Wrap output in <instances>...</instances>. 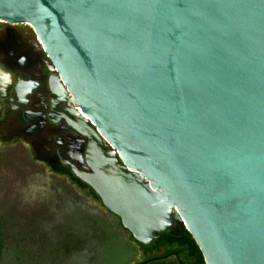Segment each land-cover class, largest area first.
I'll return each instance as SVG.
<instances>
[{"label": "water", "instance_id": "1", "mask_svg": "<svg viewBox=\"0 0 264 264\" xmlns=\"http://www.w3.org/2000/svg\"><path fill=\"white\" fill-rule=\"evenodd\" d=\"M15 76L8 120L78 144L65 165L137 244L179 225L205 264H264V0H0Z\"/></svg>", "mask_w": 264, "mask_h": 264}, {"label": "rangeland", "instance_id": "2", "mask_svg": "<svg viewBox=\"0 0 264 264\" xmlns=\"http://www.w3.org/2000/svg\"><path fill=\"white\" fill-rule=\"evenodd\" d=\"M70 179L26 142L0 140L1 264H179L177 246L146 251L98 196Z\"/></svg>", "mask_w": 264, "mask_h": 264}, {"label": "flooded vegetation", "instance_id": "3", "mask_svg": "<svg viewBox=\"0 0 264 264\" xmlns=\"http://www.w3.org/2000/svg\"><path fill=\"white\" fill-rule=\"evenodd\" d=\"M4 28L6 27L10 31L13 30L12 32H27L30 31L28 27L26 26H18V27H10V26H3ZM45 74L48 75V72L45 71ZM14 85L12 86V89L8 91L7 89L4 90L7 92L8 97L0 99V140H4V142H13V141H24L27 144V140L31 139L33 142V145L31 146V152L32 154L37 158L45 162V164L50 168L52 172H55L57 174H62L63 176L68 177L70 180L74 181L75 184H77L79 187L82 189H88L91 191V189L88 186L82 187L79 185L78 182L82 183L79 181L74 174V168L73 167H67L64 163V159L62 158L61 152L66 156L67 160L71 163H73L75 166H79L80 162L79 160H73L71 158L72 155L79 149V145L75 144L74 148L72 149L70 143H67L65 147H62L59 142H58V136L54 135L55 130L52 128H48L46 130L40 129L38 132L39 134L36 136H30L28 135L29 131V125L26 124V126H23L20 124V121L24 122V116L18 114L11 120H8L9 118V111L11 109V106L8 104V102L12 98H16V92H15V87L18 84V77H14ZM1 80V78H0ZM2 81V80H1ZM3 83V81H2ZM1 92H4L3 87L1 88ZM68 140V139H67ZM74 152V153H73ZM76 158V156H75ZM92 192V191H91ZM180 227L174 229V231L168 236H173L176 237L180 234ZM123 229V228H122ZM124 230V229H123ZM125 231V230H124ZM134 243H136L134 241ZM178 256L179 254L176 253ZM146 264V263H144ZM180 264V261H179Z\"/></svg>", "mask_w": 264, "mask_h": 264}, {"label": "trees", "instance_id": "4", "mask_svg": "<svg viewBox=\"0 0 264 264\" xmlns=\"http://www.w3.org/2000/svg\"><path fill=\"white\" fill-rule=\"evenodd\" d=\"M79 185H81L82 187H85L86 185L83 183L78 182ZM4 234L1 230V226H0V264L2 261V256H3V250H4V240H3ZM132 237V236H131ZM132 240L134 241V239L132 238ZM161 243H166L167 246L171 247V246H177V253L179 254V261L180 264H205L203 256L199 250V248L197 247L194 239L192 238V236L186 231V229L181 226L180 227V234L176 237L173 236H166L163 240H161L160 242H158L154 247L149 248V249H145L143 248L141 245H139L140 247H142L143 249H145L146 251H151L153 249H155L159 244ZM168 247V248H169ZM188 257V261L185 262L183 259H181V257ZM148 264V263H146ZM150 264H155L154 263H150Z\"/></svg>", "mask_w": 264, "mask_h": 264}, {"label": "bare ground", "instance_id": "5", "mask_svg": "<svg viewBox=\"0 0 264 264\" xmlns=\"http://www.w3.org/2000/svg\"><path fill=\"white\" fill-rule=\"evenodd\" d=\"M3 26H5V25H3ZM23 33H25V32H23ZM29 33H31L30 31H27L26 32V34L28 35ZM2 80V79H1ZM0 80V86H1V83H2V81ZM3 83H4V80H3ZM3 89H4V86H3Z\"/></svg>", "mask_w": 264, "mask_h": 264}]
</instances>
